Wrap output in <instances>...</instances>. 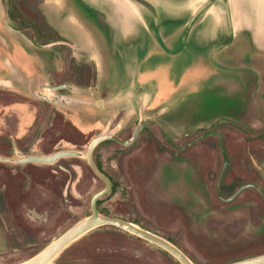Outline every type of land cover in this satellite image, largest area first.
Instances as JSON below:
<instances>
[{
	"label": "rangeland",
	"instance_id": "rangeland-1",
	"mask_svg": "<svg viewBox=\"0 0 264 264\" xmlns=\"http://www.w3.org/2000/svg\"><path fill=\"white\" fill-rule=\"evenodd\" d=\"M53 5H62V0H0L9 18L11 14L17 18L21 34L32 39L31 48L38 55L47 54L41 51L45 42L62 39L44 14ZM162 7L160 3L158 8ZM107 32L101 34L103 46ZM255 35L253 42H264ZM240 39L243 36L235 39L236 44L246 42ZM50 49L57 57L59 67L55 64L53 70L59 68L60 78L95 81V73L80 55L62 44ZM233 51L235 47L212 57L207 49L200 53L182 41L167 54L150 51L141 65L149 77L160 78L169 94L163 99L161 94L159 100L172 101L171 107L143 109V116L152 118L133 143L106 140L94 152L114 184L100 198V211L164 236L196 264H226L264 253V64L260 60L264 49L252 51V67L247 57ZM15 56L12 44L0 35V64ZM93 60L100 63L99 55ZM111 61L113 72L107 82L113 89L122 80L126 62L121 55ZM248 70L252 74L245 76ZM95 89L90 107L74 108L71 100L81 96L74 91L0 88V155L14 158L17 152L51 154L63 149L85 154L100 133L130 138L140 111L117 108L121 96L116 104L105 102L100 88ZM59 91L71 99L69 104L43 96L54 98ZM22 103L26 111L16 110L14 105ZM223 168L224 197L252 183L261 189L248 186L234 198L223 199L217 192ZM104 186L84 156H65L54 163L0 159V264H15L41 251L91 213V198ZM50 264L181 263L158 245L102 225L69 244Z\"/></svg>",
	"mask_w": 264,
	"mask_h": 264
},
{
	"label": "crops",
	"instance_id": "crops-1",
	"mask_svg": "<svg viewBox=\"0 0 264 264\" xmlns=\"http://www.w3.org/2000/svg\"><path fill=\"white\" fill-rule=\"evenodd\" d=\"M76 2L80 4L76 5ZM228 2L226 5L215 2L203 7L194 1L183 7H162L150 11L134 0H75V3L74 0H62V5L48 6L44 12L49 24L62 37L58 43L42 46L41 51L47 52L46 55H38L33 51L32 39L21 34L6 10L0 7V35H3L6 43L12 44L16 55L15 59L8 58V64H0V88L17 91L36 87L66 89L81 96L68 103H58L70 102L75 104L74 108H88L94 102L90 95L96 93L95 87L98 86L105 102L116 104V98L121 96L122 103L117 108L169 110L172 101L159 100L161 94L163 99L169 92L162 88L159 77H149L141 65L150 51L167 54V50L182 41L197 52L207 49L210 56L218 57L235 47L236 51L233 52L242 58L247 57L252 67L253 52L258 48L264 49V42L257 44L252 39V34L254 37L257 34L253 30L257 29L254 27L256 24L253 22L251 1ZM101 19L104 20L105 29L101 26ZM98 23L99 29L96 27ZM107 30V45L103 46L101 34L105 35ZM262 30L264 34V28ZM239 36L246 40L244 44H236L235 39ZM59 44L80 55V61L89 64L99 80L95 78L94 82L86 83L77 82L69 76L60 78L59 73H56L59 68L56 72L53 70L55 64L59 67L57 57L50 51L52 46ZM95 55H99L100 63L93 60ZM119 55L124 57L126 63L120 73L122 80L116 88L111 89V84L107 82L108 73L113 72L109 61L113 63V59ZM260 60L263 65L264 59ZM100 70L104 71L103 74ZM251 74L252 70H248L244 75ZM54 84L59 87H49ZM57 93L66 96L63 92ZM110 98L115 101H109ZM24 105L14 106L16 110L26 111ZM249 108L252 109V105Z\"/></svg>",
	"mask_w": 264,
	"mask_h": 264
},
{
	"label": "water",
	"instance_id": "water-1",
	"mask_svg": "<svg viewBox=\"0 0 264 264\" xmlns=\"http://www.w3.org/2000/svg\"><path fill=\"white\" fill-rule=\"evenodd\" d=\"M134 1L143 5L150 11L158 10L159 9L158 6L160 5V3L165 7H171V8L183 7L185 4H189L194 1H198V3H201L203 7H206L207 5L213 4L215 2H220L225 5L229 4L228 0H209V2L206 3H204V0H134ZM250 1L252 5L254 4L257 7L262 6L264 8V0H255V2L254 0H250ZM257 9L254 10L252 7V12L254 11L253 22L256 24V26L254 27L257 29L256 30L257 35L261 37L262 35H264L263 33H261L262 28H264V13L259 14ZM262 38H264V36H262ZM55 43H58V41L47 43L44 44L43 46L53 45ZM49 87L52 89H56L59 86L49 85ZM53 94L55 96L54 98H50L47 95H43V96L46 99L55 102L68 103V101L71 100L66 96H62L59 93H53ZM139 111H140V119L134 130V133L130 138L123 139L119 137L116 134V132L100 133L90 141L85 154L80 150L63 149L51 154H24L21 152H17V157L14 158L0 155V159L3 161H13L17 163H27V162L54 163L59 158L65 156H84L86 157L92 170L105 181V186L102 189L96 191L91 198V202H90L91 213L89 215H87L83 219L73 224L59 237H57L55 240H53L51 243H49L46 247H44L41 251H39L35 255L15 264H50V262L53 261L69 244L74 242L76 239H78L85 233L102 225H112L118 227L129 233L137 235L155 245H158L159 247L163 248L164 250L172 254L181 264H196L180 247H178L176 244H174L172 241L165 238L164 236L152 230L144 228L143 226L139 225L134 221H130L114 215L104 214L99 209L98 200L107 192L111 191L114 184L112 177L99 167L94 156L95 149L101 142L106 140H116L125 145H130L131 143H133L137 138L140 130L142 129L144 123L152 118V117H144L141 112L142 110L140 109ZM117 130L118 128L115 131ZM224 170L225 168H223L217 184V192L219 196H221L223 199L230 200L234 198L242 189L248 186H254L259 190L261 189L259 185L252 183L242 186L231 197H224L220 189V181L223 177ZM226 264H264V253L235 260Z\"/></svg>",
	"mask_w": 264,
	"mask_h": 264
},
{
	"label": "trees",
	"instance_id": "trees-1",
	"mask_svg": "<svg viewBox=\"0 0 264 264\" xmlns=\"http://www.w3.org/2000/svg\"><path fill=\"white\" fill-rule=\"evenodd\" d=\"M12 16H10V18H11V21H12V23L15 25V27L16 28H18V26H17V24H16V21H17V18L16 17H14L13 16V14H11ZM50 27L51 28H53L51 25H50ZM18 29H20V28H18ZM54 29V28H53ZM55 30V29H54ZM48 42V41H47ZM47 42H45V43H47ZM61 45V44H60ZM63 45V44H62ZM69 49V48H68ZM116 141V140H115ZM97 161V160H96ZM97 163H98V165H99V167L101 168V169H103V167L101 166V164L97 161ZM104 170V169H103ZM99 203H100V199L98 200V205H99Z\"/></svg>",
	"mask_w": 264,
	"mask_h": 264
},
{
	"label": "bare ground",
	"instance_id": "bare-ground-1",
	"mask_svg": "<svg viewBox=\"0 0 264 264\" xmlns=\"http://www.w3.org/2000/svg\"><path fill=\"white\" fill-rule=\"evenodd\" d=\"M254 2H255V0H254ZM254 2H253V3H254ZM251 4H252V3H251ZM255 4H256V3H255ZM256 5H257V4H256ZM252 7H253L254 10H256V9L258 8L257 11H258L259 14H263V13H264V8H263L262 6L257 7V6H255V5L253 4ZM258 34H259V33H258Z\"/></svg>",
	"mask_w": 264,
	"mask_h": 264
},
{
	"label": "flooded vegetation",
	"instance_id": "flooded-vegetation-1",
	"mask_svg": "<svg viewBox=\"0 0 264 264\" xmlns=\"http://www.w3.org/2000/svg\"><path fill=\"white\" fill-rule=\"evenodd\" d=\"M55 86H57L56 84H54Z\"/></svg>",
	"mask_w": 264,
	"mask_h": 264
}]
</instances>
